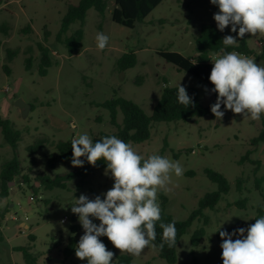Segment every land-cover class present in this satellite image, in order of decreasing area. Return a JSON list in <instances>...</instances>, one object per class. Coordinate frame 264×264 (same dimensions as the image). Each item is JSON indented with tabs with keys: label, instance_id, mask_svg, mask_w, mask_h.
Listing matches in <instances>:
<instances>
[{
	"label": "rangeland",
	"instance_id": "obj_1",
	"mask_svg": "<svg viewBox=\"0 0 264 264\" xmlns=\"http://www.w3.org/2000/svg\"><path fill=\"white\" fill-rule=\"evenodd\" d=\"M78 1L2 0L0 26L7 30L0 31V114L22 132L17 153L22 175H27L30 182L18 177L9 184L10 196L0 198V264H27L18 251L20 247L29 248L36 259L35 264H87V260H80L76 255L67 257L63 252L74 236L71 226L81 225L71 206L82 194L89 199H95L97 195L103 199V194L114 184L110 173L105 175V169L97 171L81 188L78 181H72L66 190H46L36 179L39 175L56 177L76 168L68 161H53L58 155L54 146L56 142L85 133L93 138L102 132H116L110 123L109 112L98 107L99 103L120 96L139 104L150 116L163 89L179 84L196 88L204 105L214 99L206 83L186 72H179L158 55V51L167 49L187 57L196 55L194 38L200 24L217 26L213 17L219 8L210 0H165L135 29L112 21L115 3L108 0L104 17L94 9L89 10L84 26V47L79 53L69 55L57 41V34L68 5ZM78 27V24L73 25L70 33ZM46 32L49 36L45 45L54 65L49 68L47 76L41 77L38 73V44L44 42ZM231 32L229 26L222 35H232ZM97 33L109 37L104 50L96 46ZM246 36L256 63L264 66V61L257 58L263 51L264 34ZM8 50L13 54L12 60L8 58ZM130 51L137 53L138 65L118 72L117 59ZM27 59L31 60L29 70ZM5 65L10 68V74L4 70ZM18 100L31 106L25 118L16 106ZM224 113L221 120L205 116L188 121L155 123L149 141L132 144L145 158L158 154L178 161L183 167V175L170 173L166 188L157 192L159 205V194L163 192L168 198L166 209L177 220L188 219L198 208L199 200L206 193L217 190V185L207 178L206 169L222 173L230 182V193L214 211L204 212L209 223L204 227L206 233L200 244L194 247L191 239L193 233L203 227V220H196L180 240L176 264H223L220 231L232 233L239 228L247 229L257 218L258 207H264L263 198L255 187L256 179L264 176V144L257 148L250 146V140L260 131L261 118L244 119L242 114ZM118 121H123L121 112ZM40 139L48 141L44 149L29 156L27 148ZM248 150L253 152L251 159L262 163L257 171L256 166L247 161L240 163ZM12 157L11 147L0 134V192L2 166ZM239 177L245 181L242 192L236 187ZM33 189L37 192L34 193ZM243 199H246L243 209L235 206ZM74 216H77L75 223ZM65 217L69 220L62 223ZM90 219L99 225L98 219ZM83 234L81 225L76 236L80 239ZM111 246L118 255L132 256L133 264H169L159 257L155 247H146L137 257L121 253L112 243Z\"/></svg>",
	"mask_w": 264,
	"mask_h": 264
},
{
	"label": "clouds",
	"instance_id": "obj_2",
	"mask_svg": "<svg viewBox=\"0 0 264 264\" xmlns=\"http://www.w3.org/2000/svg\"><path fill=\"white\" fill-rule=\"evenodd\" d=\"M218 6L214 14L217 28L223 32L231 26V31L243 39L245 34H264V0H210ZM109 37L97 33L96 46L104 50ZM224 48L209 59L213 67L209 76L217 93L211 112L216 119L224 116L223 107L244 119L259 120L264 113V66L256 63L255 57L245 56L236 51H225L236 45L237 39L227 35L222 39ZM195 64V63H194ZM178 102L185 108L193 105L186 88L179 84ZM73 167H83L85 157L89 164L96 166L103 160L105 175L110 173L113 187L89 199L80 195L71 206L84 234L75 248V255L87 264H112L115 253L109 251L99 239L106 236L121 253L140 256L146 247H157L156 222L161 220V208L157 202L158 189H165L170 181V173L183 175V167L178 161L153 154L145 158L131 143L116 136H105L95 142L88 134H80L71 141ZM95 218L99 225L93 222ZM163 229L162 242L169 248L176 246L177 229L175 222L160 223ZM223 264H264V215L255 218V223L247 229L239 228L232 233L220 231ZM236 236V239L233 237Z\"/></svg>",
	"mask_w": 264,
	"mask_h": 264
},
{
	"label": "trees",
	"instance_id": "obj_3",
	"mask_svg": "<svg viewBox=\"0 0 264 264\" xmlns=\"http://www.w3.org/2000/svg\"><path fill=\"white\" fill-rule=\"evenodd\" d=\"M165 0H114L115 6L111 12L112 21L120 26L128 29H135L137 24L143 23L146 18ZM2 6V0H0V7ZM94 9L101 17L105 16L108 9V0H79L77 4H69L65 14L61 20L60 30L57 34V41L62 44L67 50L69 55L79 53L84 47L85 38V20L89 10ZM78 24V28L70 33L71 27ZM7 29L4 26H0V31L6 32ZM30 31V28L28 29ZM238 33V29H237ZM237 33L231 32L232 36L237 39V44L228 46L225 51H236L245 56H255L254 51L250 48L248 37L245 34L243 39L238 37ZM49 33H45V40L38 44L40 52V63L38 73L41 77L48 75V70L54 65L50 50L46 47ZM222 32L218 30L217 26L210 23H201L199 26V32L194 38L195 52L194 57H187L176 51L160 50L158 55L164 59L167 63L172 64L179 72H186L201 82L206 83L213 94L214 99L208 104L204 105L200 99L199 91L196 88L183 86L190 97L193 98V105L185 108L178 102L177 91L179 86L169 87L166 86L162 95L156 104L152 115H147L144 109L137 103L126 98L115 96L110 100L103 103H99L97 106L106 109L110 114V123L116 129L115 133L108 134L102 132L92 138L93 142L105 137L116 136L125 142L131 144H143L151 139L153 124L155 123H171L175 121H188L194 118H202L210 116L215 118L211 112V106L215 103L217 93L213 92L214 85L210 82L209 76L213 67L210 57H215L217 53H220L221 48H224L222 39ZM8 58L12 60L13 54L8 50ZM258 59L264 61V46L261 55L257 56ZM27 70L30 69L31 60L27 59ZM195 63V64H194ZM138 65V56L135 51L124 53L116 61V70L118 72H125ZM4 70L7 74L11 73L10 68L5 65ZM221 110H226L223 105ZM119 112L123 114V121L119 123ZM0 134L3 136L4 141L9 145L13 152V157L8 160L2 166L1 170V192L0 198L6 199L10 196L9 184L14 182L18 177H22L26 183L30 180L27 175H22V166L17 153L18 145L22 140V132L16 129L14 123L9 119H5L0 114ZM71 141L60 140L54 144L58 155L55 160L68 161L72 160V148ZM48 141L46 139H40L27 148L29 156H33L38 151L44 149L45 144ZM260 144H264V114L261 117V128L256 137L250 140V146L257 148ZM252 150H248L246 154L241 158L240 163L249 162L256 166L255 171L262 164L259 160L251 159ZM84 161L83 167H76L74 170L64 173L56 177H50L49 175H39L37 181L46 190L53 191L55 189L66 190L67 184L72 181H78L79 188L86 184L87 179L95 172L106 169V164L103 160L98 161L96 166L93 167L88 163L85 157H81ZM34 161H32L33 163ZM205 174L207 178L217 185V190L206 193L198 202V208L195 209L188 219L177 220L170 213H168L166 206L168 198L163 192L159 194L161 200V220L156 222V240L153 242L157 245L159 257L165 260L169 264H176L178 262L177 248L180 240L185 236L188 229L196 220H203V227L198 228L192 235V245L198 246L205 237V226L209 223V218L205 215L206 210L214 211L218 204L221 202L224 196L228 195L231 191V185L229 180L220 172L213 169H206ZM244 179L239 177L236 181V187L239 192H242ZM256 190L260 193L264 201V176L256 179ZM34 193L37 191L33 189ZM246 204V199L237 201L235 206L243 209ZM264 215V207H258V216ZM4 218V215H2ZM73 222L77 221V216L72 217ZM175 222L177 229L176 246L169 248L165 244L163 249L159 248L163 238V229L160 228V223ZM255 223V221H254ZM253 223V224H254ZM81 230V225L73 224L71 226V232L74 235L69 239L68 245L64 249V254L67 257L75 255V248L79 242L77 238L78 232ZM35 239V237H31ZM107 247L109 251L115 253L112 264H133V257L130 255H118L116 250L111 246V242L106 236L99 238ZM23 254V257L27 264H35L36 259L29 252V248L20 247L18 249Z\"/></svg>",
	"mask_w": 264,
	"mask_h": 264
},
{
	"label": "water",
	"instance_id": "obj_4",
	"mask_svg": "<svg viewBox=\"0 0 264 264\" xmlns=\"http://www.w3.org/2000/svg\"><path fill=\"white\" fill-rule=\"evenodd\" d=\"M16 106L21 109V114H22L23 118H25L27 116L29 109L31 107L30 105L25 103L23 100H18L16 103ZM10 224H11V221H10Z\"/></svg>",
	"mask_w": 264,
	"mask_h": 264
},
{
	"label": "built area",
	"instance_id": "obj_5",
	"mask_svg": "<svg viewBox=\"0 0 264 264\" xmlns=\"http://www.w3.org/2000/svg\"><path fill=\"white\" fill-rule=\"evenodd\" d=\"M68 220H69V219H68L67 217H65V218L62 219V223H67Z\"/></svg>",
	"mask_w": 264,
	"mask_h": 264
},
{
	"label": "crops",
	"instance_id": "obj_6",
	"mask_svg": "<svg viewBox=\"0 0 264 264\" xmlns=\"http://www.w3.org/2000/svg\"><path fill=\"white\" fill-rule=\"evenodd\" d=\"M79 2V1H78ZM72 4V3H71ZM74 4V3H73ZM77 4V3H76Z\"/></svg>",
	"mask_w": 264,
	"mask_h": 264
}]
</instances>
